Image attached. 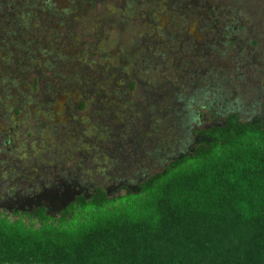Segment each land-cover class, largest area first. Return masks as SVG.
Here are the masks:
<instances>
[{
    "label": "rangeland",
    "instance_id": "1",
    "mask_svg": "<svg viewBox=\"0 0 264 264\" xmlns=\"http://www.w3.org/2000/svg\"><path fill=\"white\" fill-rule=\"evenodd\" d=\"M231 114L264 124V0H0V212L11 219L40 206L60 216L97 189L136 192ZM228 226L157 241L221 264L245 234Z\"/></svg>",
    "mask_w": 264,
    "mask_h": 264
},
{
    "label": "trees",
    "instance_id": "2",
    "mask_svg": "<svg viewBox=\"0 0 264 264\" xmlns=\"http://www.w3.org/2000/svg\"><path fill=\"white\" fill-rule=\"evenodd\" d=\"M199 135L136 192L97 189L55 217L43 206L0 212V264H197L157 239L178 247L193 226L215 224L245 233L221 264H264V124L231 114Z\"/></svg>",
    "mask_w": 264,
    "mask_h": 264
}]
</instances>
